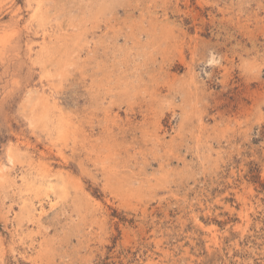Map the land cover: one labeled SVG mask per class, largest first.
Instances as JSON below:
<instances>
[{
    "label": "rangeland",
    "instance_id": "374dc122",
    "mask_svg": "<svg viewBox=\"0 0 264 264\" xmlns=\"http://www.w3.org/2000/svg\"><path fill=\"white\" fill-rule=\"evenodd\" d=\"M0 264H264V0H0Z\"/></svg>",
    "mask_w": 264,
    "mask_h": 264
}]
</instances>
